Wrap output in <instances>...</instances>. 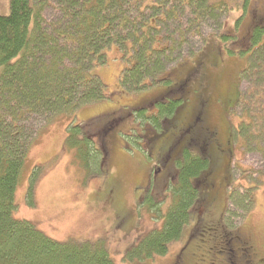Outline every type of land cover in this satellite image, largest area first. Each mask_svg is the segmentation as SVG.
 I'll return each mask as SVG.
<instances>
[{
	"label": "trees",
	"instance_id": "16d2710c",
	"mask_svg": "<svg viewBox=\"0 0 264 264\" xmlns=\"http://www.w3.org/2000/svg\"><path fill=\"white\" fill-rule=\"evenodd\" d=\"M251 1L256 0H243L237 25ZM9 10L7 16L0 15V264H116L104 239L59 242L45 235L34 223L15 217L16 192L29 150L39 132L37 125H49L58 116H74L81 107L109 100L103 81L94 74L96 66L106 63L109 49H118L126 61L120 76L125 93L141 92L161 84L173 89L176 82L169 75H183L186 65L200 63L207 55V39L211 35L223 43V52L245 55L248 60L243 59L246 65L235 71L237 84L223 82V97L209 96L207 107L223 102L224 114L228 111L231 118L234 112L240 111L250 123L235 128L228 115H222L220 123L214 121L210 131L200 135L203 139L198 141L202 146L191 138L180 143L178 136L171 141L176 155L168 163L163 160L171 145L166 139L177 123L191 121L186 112L190 97L157 99L153 105L157 112L153 115L145 114L146 107L131 110L136 124L133 137L137 143H141L146 125L156 132L147 152V159L153 163L152 172L145 187L137 186L139 204H136L153 211L162 205L164 196L170 199V204L160 216L162 227L142 238L127 252L126 258L140 261L167 255L170 245L185 234L175 264L194 261L198 244L210 245L211 249L219 247L218 254H223L226 249L222 245H227L222 261L231 264L229 245L234 241L240 243L225 223L230 202L228 189L234 183L229 175H224L222 184L227 197L221 200L211 185L204 184L214 167L203 145L210 139L209 134H220L227 144L222 147V153L230 152L229 142L234 141L235 134L238 138L244 137L242 130H251L248 125L257 126L256 118L249 115L253 105H261L255 112L260 111L259 125L264 127V25L254 27L247 47L236 52L229 48L236 35L223 31L230 22L227 0H10ZM48 10L54 14L49 21L44 16ZM207 26L212 31L205 35ZM222 56L219 54L218 60L224 64ZM214 67H218L216 75L205 76L206 90L214 83L219 88L218 82L224 80V70L218 64ZM193 73L196 72L192 68L185 73L182 85L197 92ZM243 81L248 89L237 93ZM110 115L92 116L69 127L66 138V147L75 152L86 170L88 165L94 166L105 175L110 148L100 131L122 121ZM261 135L264 136V128ZM234 160V157L230 159L231 167ZM31 187L29 204L33 205ZM104 188L102 199L114 209L116 227L129 230L128 212L118 207L119 184L108 182ZM186 228L189 230L185 233ZM205 255L200 252V261H211Z\"/></svg>",
	"mask_w": 264,
	"mask_h": 264
},
{
	"label": "rangeland",
	"instance_id": "374dc122",
	"mask_svg": "<svg viewBox=\"0 0 264 264\" xmlns=\"http://www.w3.org/2000/svg\"><path fill=\"white\" fill-rule=\"evenodd\" d=\"M227 1L230 7L228 18L230 22L224 26L223 31L236 35L235 40L230 42L229 48L231 47L237 52V50L247 47L252 29L257 25H264V0L251 1L238 25L237 21L240 18L243 0ZM9 4L10 0H0V15L7 16L9 14ZM229 11L226 12L225 17ZM44 16L49 21L54 17V14L48 10ZM211 31L212 29L207 26L204 34H211ZM220 32L218 31V33ZM207 41L209 47L205 51L207 55L200 63L186 65L182 69L183 75L180 73L169 75L176 82L173 89H166L161 84L129 94L122 91L120 86V76L126 61L118 49H109L106 63L96 66L94 70V74L103 81L109 100L81 107L74 116H58L49 125H37L39 121L35 122V125L39 126V132L29 150L25 169L16 192L15 217L34 223L45 235L59 242L104 239L116 264H175L184 245L185 234L170 245L167 255L140 261H135V259L129 261L126 258L127 252L138 245L142 238L162 227L160 216L165 214L170 204V199H166L167 197L164 196L162 205L153 211H148L144 206L137 205L139 203L136 199V188L140 185L145 187V182L149 181L152 172L153 163L147 159V152L149 142L156 132L152 126L146 125L142 140H140L141 143H137L136 138L133 137L136 124L134 117H131V110L146 107L145 114L153 115L157 112L156 106L153 107L157 99L163 101L166 99L162 98H175L181 95L190 97L186 112L191 121L177 123L173 133L166 139L168 140L167 144H171L173 139L180 136L178 139L180 143L193 139L196 145H201L198 140L203 138H199L200 135L210 131L214 121L215 124L220 123L219 117L222 115H228L229 120L230 114L228 111L224 114V109L220 105L215 104L212 108L207 107L208 97L216 98L215 95L221 93V88L215 87L217 84L214 83L209 89H204V79L205 76L216 75L218 67H214V64H218L219 69L224 70V80L220 84L226 81L237 84L238 79L235 71L239 68L242 70L247 63L245 60L248 59L244 58L245 55L223 52V43L214 35L209 36ZM221 53L224 64L218 60ZM191 68L196 72L192 74V77L194 88H198L197 92H194L193 88H186L185 84L182 85L186 80L185 73ZM1 74L2 70H0ZM228 85L230 83L225 87ZM247 89V83L243 81L237 93L238 91L245 92ZM262 105L264 106V103ZM260 108L261 105L257 107L253 105L249 108L250 118H256L257 126L248 125L247 128H251V130H242L241 133L245 134V138L242 136L238 138L239 135L235 134L234 141L229 142L230 152L222 153V147L227 144L224 143V138L220 134L216 136L209 134L208 138L210 139L206 140L203 145L204 152L209 154L211 165L214 167L210 177L205 178L204 184L211 185L212 190L217 193V198L221 200L223 196L227 197L222 184L224 175H229L230 181L234 183V186L228 189L230 202L225 223L228 224L226 226L229 230L240 239V246L235 244V241L229 245V262L231 264H242V261L246 264L252 258L255 262L259 260L264 262V136L261 135L264 127L259 125L260 111L255 112ZM117 111L119 114H111L110 117L120 118L122 121L103 127L100 131L110 148L109 160L107 158L108 174L105 175L103 171L100 172L99 168L96 169L90 165H88L90 171L86 170L76 158L75 152L66 147L68 128L87 121L92 116L107 115ZM234 113L235 115L230 118L232 120L230 121L235 128H242L245 122L250 123L247 121V116L240 111ZM139 126L140 124L137 125V127ZM184 132H187L186 136L181 139ZM97 140L95 141L98 142L99 140ZM162 142H160V146ZM175 155L176 152L171 144L169 152L163 160L169 163ZM232 157L235 160L231 167L230 159ZM108 182L119 184L118 207L126 214L128 212L129 230L121 231L116 227L115 211L105 199H102L105 196V183ZM31 185L33 205L29 204ZM216 203H218L217 200ZM188 230L189 228H186L184 232L186 233ZM197 246L196 249L199 252L194 250L195 260L189 264H228L223 263L221 256H224L228 249L227 245H222L226 249L223 254H218L219 247L211 249L210 245L200 246L198 244ZM247 246L252 249V255L249 254ZM241 248L246 249L242 250ZM207 251L210 252L209 255ZM200 252L206 254V258L211 261L201 262Z\"/></svg>",
	"mask_w": 264,
	"mask_h": 264
},
{
	"label": "flooded vegetation",
	"instance_id": "af4514ba",
	"mask_svg": "<svg viewBox=\"0 0 264 264\" xmlns=\"http://www.w3.org/2000/svg\"><path fill=\"white\" fill-rule=\"evenodd\" d=\"M218 85H220V87L219 88H221V93H218L217 95H215L216 96V98L215 99H217V98H219V97H223V94H224V90H225V88H224V85L223 84H220V82H218ZM223 86V87H222ZM219 105L221 106V107H224V103L222 102H220L219 103ZM115 113V112H114ZM110 114H112V113H110ZM115 114H118V111L115 113ZM246 242H244V244H245ZM232 244V243H231ZM235 244H237L238 246H240L239 245V243H236L235 242ZM247 248V250H248V252H249V254L250 255H252L253 254V251H252V249L250 248V247H246ZM246 248H241L242 250H245ZM249 258H250V256H249ZM244 264V263H243ZM248 264H264V262L262 261V260H259L258 262H255V260L252 258V259H250V261L248 262Z\"/></svg>",
	"mask_w": 264,
	"mask_h": 264
},
{
	"label": "bare ground",
	"instance_id": "6f19581e",
	"mask_svg": "<svg viewBox=\"0 0 264 264\" xmlns=\"http://www.w3.org/2000/svg\"><path fill=\"white\" fill-rule=\"evenodd\" d=\"M73 105V104H72ZM69 106V105H68ZM78 106V105H77Z\"/></svg>",
	"mask_w": 264,
	"mask_h": 264
}]
</instances>
